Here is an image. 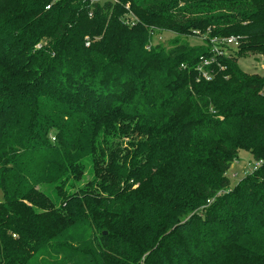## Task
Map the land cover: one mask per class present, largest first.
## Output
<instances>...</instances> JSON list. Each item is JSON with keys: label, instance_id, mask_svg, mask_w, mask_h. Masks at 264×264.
Masks as SVG:
<instances>
[{"label": "trees", "instance_id": "1", "mask_svg": "<svg viewBox=\"0 0 264 264\" xmlns=\"http://www.w3.org/2000/svg\"><path fill=\"white\" fill-rule=\"evenodd\" d=\"M262 52L264 0H0V264H264Z\"/></svg>", "mask_w": 264, "mask_h": 264}, {"label": "rangeland", "instance_id": "2", "mask_svg": "<svg viewBox=\"0 0 264 264\" xmlns=\"http://www.w3.org/2000/svg\"><path fill=\"white\" fill-rule=\"evenodd\" d=\"M195 33L196 35L198 34V32H195ZM157 34H155V32L153 34V38H152L153 44H156L158 42L160 43L163 42L164 44H167L168 42L167 40L172 35L170 33H163L162 35H157ZM189 42L192 45H197L200 43V39L193 37L189 39ZM237 62L240 68L247 73H258V74L264 75L261 69V64L263 63V59L258 54L248 53L247 55L239 57ZM253 164H254V161L247 151H244V150L239 151L238 160L233 162L227 171V174L229 176L231 183L233 184L246 173H250L253 170ZM2 199H3V196L0 191V200Z\"/></svg>", "mask_w": 264, "mask_h": 264}, {"label": "built area", "instance_id": "3", "mask_svg": "<svg viewBox=\"0 0 264 264\" xmlns=\"http://www.w3.org/2000/svg\"><path fill=\"white\" fill-rule=\"evenodd\" d=\"M216 41H217L216 38L210 40L211 45H212V47H211V53H214L215 51H217L216 48H214V46H213V45H215V42H216ZM221 42L226 43L227 45H229V46H231V47H236V46L238 45L237 37H234V36H230V37H227V38H223V39H221ZM258 55H260V56L262 57V59H263V63L261 64V69H262V71H263V73H264V52H262V53H260V54H258ZM209 62H210V60H208V59H203V60H202V65H206V64H208ZM206 78L208 79V77H206ZM258 164H259V162L254 163V164H253V168H256V166H257Z\"/></svg>", "mask_w": 264, "mask_h": 264}]
</instances>
